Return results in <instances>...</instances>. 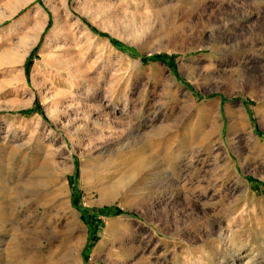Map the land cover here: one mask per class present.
<instances>
[{"label":"rangeland","instance_id":"1","mask_svg":"<svg viewBox=\"0 0 264 264\" xmlns=\"http://www.w3.org/2000/svg\"><path fill=\"white\" fill-rule=\"evenodd\" d=\"M0 211V264H264V0H0Z\"/></svg>","mask_w":264,"mask_h":264},{"label":"bare ground","instance_id":"2","mask_svg":"<svg viewBox=\"0 0 264 264\" xmlns=\"http://www.w3.org/2000/svg\"><path fill=\"white\" fill-rule=\"evenodd\" d=\"M38 27V26H37ZM34 33H36V31L34 32ZM32 41V40H31ZM31 41H30V43H31ZM28 41H23V42H21L20 43V45H19V51L21 52V54L22 53H26V51H27V48H28V46H29V44H30ZM70 64V62L69 61H65L64 62V66L62 65L61 67H59V71H66L65 73H69V68H67L66 70H64L63 69V67H67L68 65ZM79 68V67H78ZM186 79L187 80H189V81H191V82H193L194 81V78L193 77H186ZM196 79V78H195ZM139 150V149H138ZM100 156L101 157H109L110 155H112L113 154V152L112 151H109L108 150V148L107 149H102L101 151H100ZM147 160V159H146ZM150 163L149 162H142V163H140L139 165H137L135 168H132L130 171H128L127 173H126V175L127 176H129L127 179H129V180H131V179H137L138 181H140V180H142V181H144L143 180V178H144V176H146L148 173L150 174V172L151 171H153V169L152 170H148V172L147 171H145L146 169H147V166L149 165ZM151 176V175H150ZM86 177H87V174L85 175V174H83L82 175V178H84V179H86ZM166 178V177H165ZM164 179V178H163ZM162 180V179H161ZM162 182V181H161ZM164 182V181H163ZM102 192V191H101ZM113 192L115 193V188H113ZM162 192V191H161ZM160 192V193H161ZM113 193V194H114ZM165 194H166V192H165ZM103 195V194H102ZM105 195V194H104ZM108 197V196H107ZM102 198H103V196H102ZM101 198V199H102ZM161 198V197H160ZM104 199V198H103ZM156 200V199H155ZM105 201V200H104ZM159 201V200H158ZM157 201V202H158ZM186 201V200H185ZM0 215H1V211H0ZM193 218V217H192ZM191 219V218H190ZM188 224H191V223H188ZM192 226V225H191ZM229 241V244H232L231 243V237H230V239H228ZM21 241V240H20ZM37 241H38V239H37V236L35 237V238H33V245H34V247H36L35 245H36V243H37ZM227 242V243H228ZM12 245V247H13V250L14 249H18V250H16V252H23L22 251V249L23 250H26L25 249V247L26 246H30V243L29 244H21V245H19V243H18V241H13V243L11 244ZM38 248V247H37ZM37 248L35 249V250H37ZM19 250H21V251H19ZM17 254V253H16ZM23 254V253H22ZM20 255V254H19ZM18 255V256H19ZM215 256V255H214ZM236 256H240V255H236ZM246 256H243V257H239V258H237V260H235V262L236 261H242L243 259H246L245 258ZM144 261V260H143ZM140 262H142V260L140 261ZM233 263V264H236V263ZM250 262V261H249ZM143 263V262H142ZM214 262L211 260V261H209V260H207L204 264H213ZM145 264H146V262H145ZM244 264V263H243ZM248 264H250V263H248Z\"/></svg>","mask_w":264,"mask_h":264}]
</instances>
